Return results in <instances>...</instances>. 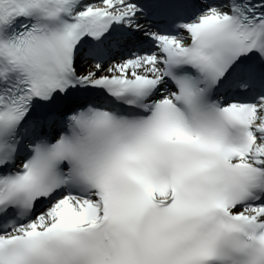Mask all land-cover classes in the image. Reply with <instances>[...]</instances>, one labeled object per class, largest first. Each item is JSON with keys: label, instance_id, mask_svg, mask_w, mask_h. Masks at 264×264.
<instances>
[{"label": "snow or ice", "instance_id": "6c2138e0", "mask_svg": "<svg viewBox=\"0 0 264 264\" xmlns=\"http://www.w3.org/2000/svg\"><path fill=\"white\" fill-rule=\"evenodd\" d=\"M0 264H264V0H0Z\"/></svg>", "mask_w": 264, "mask_h": 264}]
</instances>
